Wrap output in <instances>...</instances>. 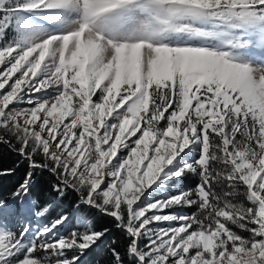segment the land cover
Wrapping results in <instances>:
<instances>
[{
	"label": "snow or ice",
	"instance_id": "1",
	"mask_svg": "<svg viewBox=\"0 0 264 264\" xmlns=\"http://www.w3.org/2000/svg\"><path fill=\"white\" fill-rule=\"evenodd\" d=\"M0 146V264H264V0H0Z\"/></svg>",
	"mask_w": 264,
	"mask_h": 264
},
{
	"label": "trees",
	"instance_id": "2",
	"mask_svg": "<svg viewBox=\"0 0 264 264\" xmlns=\"http://www.w3.org/2000/svg\"><path fill=\"white\" fill-rule=\"evenodd\" d=\"M16 156L11 154L7 148L0 146V169L6 168L9 166H14L16 161ZM23 172V168L18 169L17 173L13 176L0 177V192H3L5 195L10 191L15 184L19 181ZM47 177L40 178L39 186L43 187L47 182ZM94 222L98 227H108L113 229V225L110 219L103 217L99 214H95ZM113 231H115L113 229ZM85 264H105L107 260V250L105 248L96 249L85 258Z\"/></svg>",
	"mask_w": 264,
	"mask_h": 264
},
{
	"label": "rangeland",
	"instance_id": "3",
	"mask_svg": "<svg viewBox=\"0 0 264 264\" xmlns=\"http://www.w3.org/2000/svg\"><path fill=\"white\" fill-rule=\"evenodd\" d=\"M64 17H54L50 20H40L38 21L39 23H42L45 27L48 28L49 31L52 30V28H61L64 24ZM187 37H185L186 39ZM88 55V51L82 50L80 53V56H82L85 60L87 58ZM199 155H201L200 151H193L192 152V156L198 158ZM179 159V157L177 158ZM199 182V177L195 176L193 174H189L186 177H182L181 181L178 185L175 186H169L167 183H165L164 189L160 190L159 188V183L160 181L158 180L155 184H153L149 189L148 192H150L152 194L151 199H162V198H166L167 195L175 192L177 190V187L179 188H184L185 190H187L189 187H194L197 183ZM147 195V193H146ZM176 212L177 215H184V214H191V212L193 210H189V209H179V210H173ZM161 226H167L165 225H161Z\"/></svg>",
	"mask_w": 264,
	"mask_h": 264
}]
</instances>
